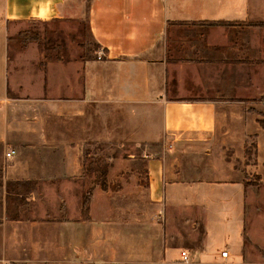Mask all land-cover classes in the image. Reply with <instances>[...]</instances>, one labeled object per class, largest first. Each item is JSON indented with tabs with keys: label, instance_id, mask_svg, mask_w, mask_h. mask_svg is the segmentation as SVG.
I'll list each match as a JSON object with an SVG mask.
<instances>
[{
	"label": "crops",
	"instance_id": "crops-1",
	"mask_svg": "<svg viewBox=\"0 0 264 264\" xmlns=\"http://www.w3.org/2000/svg\"><path fill=\"white\" fill-rule=\"evenodd\" d=\"M33 20L103 57L13 50ZM263 118L264 0H0V264H189L182 228L264 264Z\"/></svg>",
	"mask_w": 264,
	"mask_h": 264
},
{
	"label": "rangeland",
	"instance_id": "rangeland-1",
	"mask_svg": "<svg viewBox=\"0 0 264 264\" xmlns=\"http://www.w3.org/2000/svg\"><path fill=\"white\" fill-rule=\"evenodd\" d=\"M9 38L13 40L11 43L13 45L12 49L25 52V55L35 50V43L39 49L45 50L46 54L50 56H56L63 49L69 50L73 48L81 49L82 54H95V57L98 55V52L95 53L98 50H96V45L88 32L85 22H41L33 20L12 23L9 25ZM85 150L88 155L83 159V164L87 169V173L92 176H99L98 180H100L103 178H100L103 174H101L103 168L105 173L110 162L106 158L109 148L107 145L102 144H88L85 145ZM246 178L249 179V183H257L261 176L251 173L250 175L247 174ZM8 188L18 192V187L14 184L9 183ZM19 188L18 193H22L27 187L21 185ZM87 199L89 205L88 195L84 196L83 203ZM180 230L181 234L178 242L185 244L188 241L189 243L183 246L190 256L189 264H233L232 257H221V252L226 250L225 248L203 246L198 238L199 232L196 231L195 235L191 236V231L188 228ZM255 257L251 256L249 259L254 261ZM261 257L264 259V255Z\"/></svg>",
	"mask_w": 264,
	"mask_h": 264
},
{
	"label": "built area",
	"instance_id": "built-area-1",
	"mask_svg": "<svg viewBox=\"0 0 264 264\" xmlns=\"http://www.w3.org/2000/svg\"><path fill=\"white\" fill-rule=\"evenodd\" d=\"M101 55H104L102 50L98 51V58H101ZM12 152V151H11ZM11 152H7L6 155L9 156ZM228 252L226 250L221 252L222 257H227ZM181 261L187 263L188 262V254L185 250L181 251Z\"/></svg>",
	"mask_w": 264,
	"mask_h": 264
},
{
	"label": "trees",
	"instance_id": "trees-1",
	"mask_svg": "<svg viewBox=\"0 0 264 264\" xmlns=\"http://www.w3.org/2000/svg\"><path fill=\"white\" fill-rule=\"evenodd\" d=\"M260 124L264 127V119L260 121ZM105 171V169L103 168V172ZM83 207H84V211L86 212L88 210V199L85 200V202L83 203Z\"/></svg>",
	"mask_w": 264,
	"mask_h": 264
}]
</instances>
